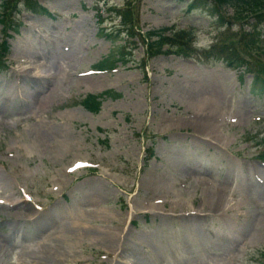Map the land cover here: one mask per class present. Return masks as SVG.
Returning <instances> with one entry per match:
<instances>
[{
    "label": "rangeland",
    "instance_id": "374dc122",
    "mask_svg": "<svg viewBox=\"0 0 264 264\" xmlns=\"http://www.w3.org/2000/svg\"><path fill=\"white\" fill-rule=\"evenodd\" d=\"M24 1L10 9L18 27L0 24L9 260L264 264V88L204 50L214 17L189 12L188 0H132L133 23L117 32L130 0H39L51 15ZM171 26L196 28L192 58L168 45L152 54L148 34ZM20 210L27 220L14 218ZM40 242L58 261L21 256Z\"/></svg>",
    "mask_w": 264,
    "mask_h": 264
},
{
    "label": "trees",
    "instance_id": "16d2710c",
    "mask_svg": "<svg viewBox=\"0 0 264 264\" xmlns=\"http://www.w3.org/2000/svg\"><path fill=\"white\" fill-rule=\"evenodd\" d=\"M8 1L11 6H15L16 0H2L0 3V23H8L7 12ZM131 1L126 3V7L120 10L123 25L129 26L133 23V18L130 16ZM194 4L190 6V11L198 10L197 8H209L213 15L217 16V23L220 30L216 35V41L213 44L211 51L215 53L210 55L215 58H223L235 67L245 66L248 72L254 74V81L258 85L264 87V37L260 34L261 23H264V0H193ZM27 7L33 11L40 12V6L36 3L28 4ZM232 15H227L229 11ZM6 11V12H5ZM43 11H46L43 8ZM5 12V13H4ZM249 20L246 24L251 27L248 30L241 29L239 32H234V28L238 23H244L243 20ZM12 21V19H11ZM252 22V23H251ZM10 23V22H9ZM11 24V23H10ZM15 26V24L13 25ZM244 28V26H242ZM169 31V34L166 32ZM196 34V28H180L172 29L162 28L160 30L151 31L148 34L149 45L151 46L152 54L157 55L163 52V47L168 45L171 51L183 56H192L193 41ZM252 36V37H251ZM156 37V39L151 40ZM6 48L4 43H0V52ZM177 48V49H172ZM169 49V50H170ZM253 54L254 56H252ZM109 58H105L100 64L108 62ZM91 101V100H90ZM89 99L84 103L88 108H91ZM100 108V104L94 107ZM264 159V153L260 156Z\"/></svg>",
    "mask_w": 264,
    "mask_h": 264
},
{
    "label": "bare ground",
    "instance_id": "6f19581e",
    "mask_svg": "<svg viewBox=\"0 0 264 264\" xmlns=\"http://www.w3.org/2000/svg\"><path fill=\"white\" fill-rule=\"evenodd\" d=\"M39 68V66L37 67H34V70H37ZM0 196V200H2ZM26 199L23 198L22 201H25ZM32 206H34V203H31ZM37 217H40L39 215L36 214ZM14 218L17 220V221H24V220H27L28 219V214L25 210H20L16 213V215H14ZM31 219V218H30ZM47 229H44L42 232H40V234H47L48 232ZM46 232V233H45ZM50 235V233H48ZM19 238H22V236H20ZM125 238V235H120L119 236V239H120V243L121 241H123ZM20 241L18 239V241L14 242L15 244H17V247L15 246V248H13V255L17 254V249L20 247ZM5 242H9L8 240L5 239ZM3 240L0 239V264H24V261L25 259L21 258L19 255H18V258H20V261L17 262V263H12L10 260H9V257L8 255L10 253L9 249H12V246L11 243L10 244H7L5 243ZM55 248L52 244H41V242L36 245L35 247H33V249H30V248H22L21 249V256H26V255H32L33 257L36 258V260L38 261H41V259H43L44 257L48 258L49 260H54V261H58L57 259H54L52 257V253L54 252ZM8 258V259H7Z\"/></svg>",
    "mask_w": 264,
    "mask_h": 264
}]
</instances>
